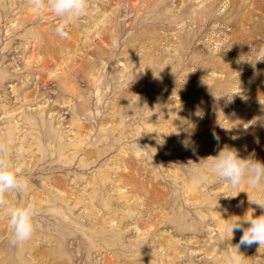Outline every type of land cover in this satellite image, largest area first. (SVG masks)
Returning <instances> with one entry per match:
<instances>
[{
    "label": "rangeland",
    "instance_id": "374dc122",
    "mask_svg": "<svg viewBox=\"0 0 264 264\" xmlns=\"http://www.w3.org/2000/svg\"><path fill=\"white\" fill-rule=\"evenodd\" d=\"M59 22L0 0V142L29 183L6 199L37 209L15 247L0 210V264H264L226 230L264 185L208 158L264 163V0H88L67 39Z\"/></svg>",
    "mask_w": 264,
    "mask_h": 264
},
{
    "label": "clouds",
    "instance_id": "9594fccd",
    "mask_svg": "<svg viewBox=\"0 0 264 264\" xmlns=\"http://www.w3.org/2000/svg\"><path fill=\"white\" fill-rule=\"evenodd\" d=\"M28 3L37 11H51L59 19L55 32L62 39H67L69 36L67 29L70 23L78 19L88 8V0H28ZM224 96L229 101L233 97V95ZM213 135L218 142L219 137ZM182 143L186 148L189 145L187 140ZM208 158H211L210 171L215 173L221 182L229 184L232 188L246 183L252 190H257L259 186L264 185V163L256 158L255 153L249 154L247 158H241L237 150L225 146L216 156ZM198 179L201 183L207 182L208 173L201 172ZM28 189V181L18 174L15 165L7 155L6 145L0 142V210L7 212L9 243L14 247L27 242L32 237L37 209L33 202L12 204L6 197L9 193L20 194L27 192ZM246 193L249 204H255L262 210V214L257 216L252 213L250 217L244 215L239 219H229L226 230L231 233L230 240L235 232H242L238 244L234 246L237 250L242 246L251 247L254 244L264 246V199H253L248 192Z\"/></svg>",
    "mask_w": 264,
    "mask_h": 264
}]
</instances>
